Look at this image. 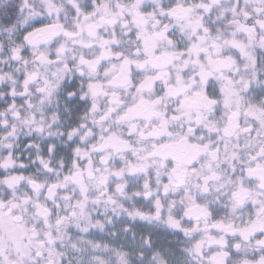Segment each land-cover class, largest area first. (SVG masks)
Instances as JSON below:
<instances>
[{
    "label": "snow or ice",
    "instance_id": "obj_1",
    "mask_svg": "<svg viewBox=\"0 0 264 264\" xmlns=\"http://www.w3.org/2000/svg\"><path fill=\"white\" fill-rule=\"evenodd\" d=\"M0 264H264V0H0Z\"/></svg>",
    "mask_w": 264,
    "mask_h": 264
}]
</instances>
